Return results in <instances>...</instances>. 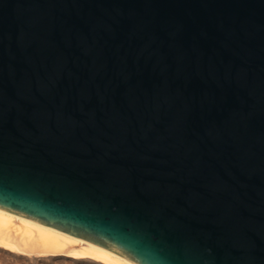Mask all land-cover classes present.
<instances>
[{"label": "water", "instance_id": "obj_1", "mask_svg": "<svg viewBox=\"0 0 264 264\" xmlns=\"http://www.w3.org/2000/svg\"><path fill=\"white\" fill-rule=\"evenodd\" d=\"M0 210L264 264V0H0Z\"/></svg>", "mask_w": 264, "mask_h": 264}, {"label": "bare ground", "instance_id": "obj_2", "mask_svg": "<svg viewBox=\"0 0 264 264\" xmlns=\"http://www.w3.org/2000/svg\"><path fill=\"white\" fill-rule=\"evenodd\" d=\"M0 247L8 254L32 255L42 257L44 261L60 259L74 264H132L96 245L2 210Z\"/></svg>", "mask_w": 264, "mask_h": 264}, {"label": "rangeland", "instance_id": "obj_3", "mask_svg": "<svg viewBox=\"0 0 264 264\" xmlns=\"http://www.w3.org/2000/svg\"><path fill=\"white\" fill-rule=\"evenodd\" d=\"M16 254V253H15ZM41 259V260H40ZM0 264H74L68 261H44L42 257L32 255H12L0 247ZM77 264V263H76ZM83 264V263H79Z\"/></svg>", "mask_w": 264, "mask_h": 264}]
</instances>
